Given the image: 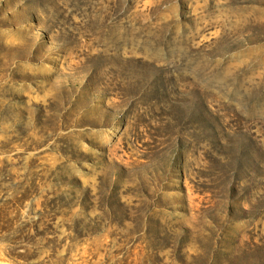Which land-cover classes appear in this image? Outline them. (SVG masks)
<instances>
[{
	"label": "rangeland",
	"instance_id": "374dc122",
	"mask_svg": "<svg viewBox=\"0 0 264 264\" xmlns=\"http://www.w3.org/2000/svg\"><path fill=\"white\" fill-rule=\"evenodd\" d=\"M0 264H264V0H0Z\"/></svg>",
	"mask_w": 264,
	"mask_h": 264
}]
</instances>
